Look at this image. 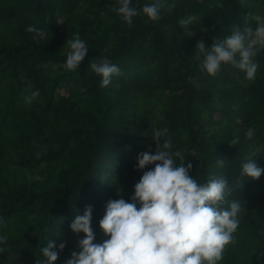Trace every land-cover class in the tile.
I'll return each instance as SVG.
<instances>
[{
    "label": "trees",
    "instance_id": "16d2710c",
    "mask_svg": "<svg viewBox=\"0 0 264 264\" xmlns=\"http://www.w3.org/2000/svg\"><path fill=\"white\" fill-rule=\"evenodd\" d=\"M151 2L133 0L141 12L129 25L115 11L118 0H0V232L7 236L0 264H39L51 239L59 252L53 264H65L84 238L70 224L88 205L94 243L110 238L99 221L110 200H130L155 166L136 164L139 153L160 146L157 129H167L161 140L170 138L171 150L191 162L193 178L223 175L226 200L244 204L235 240L217 264H264V173L238 180L253 153L264 166V51L248 80L231 64L206 74L196 47L255 27L264 0H162L157 21L142 12ZM189 16L192 24L181 23ZM29 25L47 38L34 39ZM75 33L89 51L80 68L68 70ZM104 57L122 70L107 86L90 67Z\"/></svg>",
    "mask_w": 264,
    "mask_h": 264
},
{
    "label": "clouds",
    "instance_id": "9594fccd",
    "mask_svg": "<svg viewBox=\"0 0 264 264\" xmlns=\"http://www.w3.org/2000/svg\"><path fill=\"white\" fill-rule=\"evenodd\" d=\"M161 4L162 0H153L143 5L142 12L150 20L157 21L161 17ZM115 11L131 25L141 9L133 0H118ZM194 19L189 16L181 23L190 25ZM256 21L255 27L234 28L230 35L214 40L210 47L203 40L199 41L196 47L202 57L201 70L216 75L224 64H231L243 70L248 80H254L260 67L255 57L264 51V14L257 15ZM27 31L35 34L34 39L47 38V31L36 25H29ZM88 51L87 41L75 33L69 41L63 67L80 68ZM90 67L101 77L102 86L109 85L113 75L122 71L107 57L94 59ZM193 80L195 82V78ZM37 96L38 89L26 96L25 102L31 104ZM166 132L167 129L155 131L160 146L154 153L138 154V169L155 166L143 172L134 185L131 199L121 197L107 203L99 227L110 238L94 243L91 205L85 207L83 214L78 212L74 216L70 228L75 233H83L84 238L79 241L81 250L74 251L65 264H217L222 259L225 247L235 240L244 204L240 200H226L231 189L223 175H214L204 183L193 178L191 162L185 164L183 153L171 150L170 138L161 140ZM245 135L253 138L255 128H248ZM255 157L253 153L242 163L240 184L248 178L258 179L264 173V166L257 164ZM176 158L180 159L179 164ZM217 163L223 165L224 159L219 158ZM225 202L229 206L221 207ZM6 240L7 236L0 232V244ZM64 247L63 243L59 245L60 249ZM55 248V241L49 240L41 248L39 264H53L59 255Z\"/></svg>",
    "mask_w": 264,
    "mask_h": 264
},
{
    "label": "rangeland",
    "instance_id": "374dc122",
    "mask_svg": "<svg viewBox=\"0 0 264 264\" xmlns=\"http://www.w3.org/2000/svg\"><path fill=\"white\" fill-rule=\"evenodd\" d=\"M257 15H259L258 12L254 14V17L256 18ZM61 93L65 94L66 92H65V90H62Z\"/></svg>",
    "mask_w": 264,
    "mask_h": 264
}]
</instances>
